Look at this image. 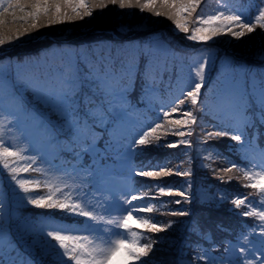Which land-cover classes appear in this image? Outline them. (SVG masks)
<instances>
[{
	"label": "snow or ice",
	"instance_id": "1",
	"mask_svg": "<svg viewBox=\"0 0 264 264\" xmlns=\"http://www.w3.org/2000/svg\"><path fill=\"white\" fill-rule=\"evenodd\" d=\"M110 6L172 36L0 60V264H264V0H0V52Z\"/></svg>",
	"mask_w": 264,
	"mask_h": 264
},
{
	"label": "trees",
	"instance_id": "2",
	"mask_svg": "<svg viewBox=\"0 0 264 264\" xmlns=\"http://www.w3.org/2000/svg\"><path fill=\"white\" fill-rule=\"evenodd\" d=\"M216 0H206V10L214 8ZM131 29V30H129ZM110 32V33H109ZM163 33L165 36H172L168 22L162 18H150L148 14H140L138 11L119 10L111 7L104 10L101 14H94L92 18H85L83 21L65 22L61 25L44 28L39 33H34L32 39H25L24 42H18L7 48L6 52H0V60L5 57L32 56L41 49L52 45H88L98 41H108L112 43H121L128 40H148L152 33ZM114 35L117 38H114ZM254 39L244 38L243 42L235 41L227 36L215 39L214 48L218 56H229L238 65H256L259 63L256 53L261 45V37L252 34ZM191 44V42H187ZM212 44V41L208 42ZM219 63V61H217ZM215 75V74H213ZM176 151V150H169ZM236 182H233L235 185ZM161 199H168L161 197ZM31 208V206H28ZM198 212L209 222H222L225 225L233 223V220L224 210H209L206 207L198 206ZM43 211V210H35ZM156 215L159 220L177 219L165 215ZM171 233V230H169ZM150 235L165 236V233H156ZM173 238H180V233H171ZM161 251L158 256L166 261L175 254V246L169 247V241L160 245Z\"/></svg>",
	"mask_w": 264,
	"mask_h": 264
},
{
	"label": "rangeland",
	"instance_id": "3",
	"mask_svg": "<svg viewBox=\"0 0 264 264\" xmlns=\"http://www.w3.org/2000/svg\"><path fill=\"white\" fill-rule=\"evenodd\" d=\"M109 33H110V32H109ZM256 36H257V35H256ZM114 38H117V37H115V35H114ZM206 208H207V207H206ZM207 209L209 210V208H207ZM158 217H159V214H158ZM131 227L135 229V228H136V225L133 223V224H131Z\"/></svg>",
	"mask_w": 264,
	"mask_h": 264
}]
</instances>
